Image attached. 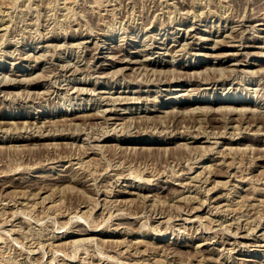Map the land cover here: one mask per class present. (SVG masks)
<instances>
[{"label": "rangeland", "instance_id": "1", "mask_svg": "<svg viewBox=\"0 0 264 264\" xmlns=\"http://www.w3.org/2000/svg\"><path fill=\"white\" fill-rule=\"evenodd\" d=\"M185 5L186 7H184ZM256 8H259L257 12H255ZM235 11H238L237 14ZM250 12L253 14H250ZM263 12L264 0H0V78L4 76L0 79V100H2V102L0 101V181L4 182V184L0 182L2 184L0 185V264H248L247 262L250 264H264V68L261 69V67H264V54H260L264 52ZM193 25L195 28H193ZM239 29H242L244 33L241 30L240 32ZM184 30L188 32L186 33L187 36ZM224 32L229 33L225 34ZM251 32L252 34H249ZM194 33L196 34L194 35ZM152 34L157 35H154V37ZM182 34L185 36L182 37ZM172 35L176 37L173 38ZM242 35H245L244 38ZM251 36L252 39H250ZM216 38L221 39L218 41ZM223 39L228 40L224 41ZM177 40H179L178 46L181 44L182 52L180 51L181 47H177L174 51L175 55L172 53L173 51L169 50V44H172L173 41L177 42ZM144 41H146V44ZM187 41L189 42L187 43ZM230 41H233L232 44ZM246 41L247 44L256 43L258 45L259 43L260 47L254 48L255 50L239 49L238 51L236 45L241 43L246 45ZM54 42H56V45ZM58 43L59 45H57ZM162 43L165 45H161V47L160 44ZM60 44H65L66 47ZM215 44L216 46L213 47ZM28 50L29 53H32L31 55L27 53ZM109 50L111 51L109 52ZM224 50H228L226 52L228 56L222 57L221 60L214 56H210V58L204 55L205 52L221 53ZM229 50L232 51H230L231 54H229ZM243 50L247 52H243ZM256 50L258 52L255 53ZM250 51L251 53H248ZM39 52L45 55H39ZM35 54H38V56ZM143 55L149 58L144 56L143 59ZM33 56L37 57H35L36 61ZM242 58L243 60H241ZM66 59L71 60V63ZM235 59L237 62L240 60L241 64H235L237 63ZM77 61L79 62L77 63ZM64 62L69 63L70 66L69 64L65 65ZM75 63L77 66H74ZM142 64L143 67H140ZM224 64L229 66L226 67ZM62 65L64 68H61ZM120 65H122V69ZM134 65H136L135 71H133ZM146 65L147 67L151 66L152 69H148L145 67ZM205 65H210L212 68L207 66L202 69ZM231 66H238L242 69H233ZM45 67V71L42 70ZM159 67L162 68L163 72ZM172 67L176 71L173 72L174 74L172 73L174 71ZM190 67L196 69L195 73ZM230 67L231 70H229ZM257 67H260V70ZM71 68L74 70L70 71ZM113 68L117 70L114 69L116 70L114 71ZM220 68L228 70L222 71ZM55 69L59 71L57 72ZM198 69H201L203 74ZM106 70H109L108 73ZM110 70L114 73H109ZM152 70L154 71L152 72ZM36 72L40 75H36ZM132 72H135L134 76ZM154 72H156L155 75ZM178 72L180 73L178 74ZM198 72L201 74L199 75ZM225 72L227 73L226 78L224 76ZM228 72L231 73L228 74ZM41 73L44 74L43 77ZM103 73L108 77L103 76ZM193 73L194 75H192ZM221 73L223 74L221 75ZM33 74L36 75L34 76L36 78L33 77ZM27 75L30 77L28 82ZM145 75L147 77L146 81L143 80ZM166 76L168 79L170 78L169 80L171 78L177 79L169 81ZM220 76L225 79L219 78ZM5 77H8L7 81ZM19 77H22V79L20 78L22 82ZM119 77H122V79H119ZM150 77L157 79V84ZM190 77L192 78L191 81ZM194 77L199 78L195 79ZM17 78L18 80H16ZM23 78L25 81H23ZM33 78L35 80H31V82L30 79ZM135 78L137 82L134 81ZM229 79L234 80L230 81ZM88 86L90 92L87 91ZM188 87L193 88V92ZM73 88L76 93L72 91ZM54 89L55 91H53ZM78 89L82 90L79 91ZM38 90L45 94L41 95ZM136 90H142L143 92L137 93ZM17 91H20V93ZM25 91L26 95L28 92L29 94L32 92L31 95L34 96L23 95ZM117 92L119 95H116ZM11 93L14 95H11ZM21 93L23 96H21ZM124 93L134 95V99L133 96L132 98L128 96L127 99ZM98 94H103V98H98ZM142 94H148L147 98ZM188 94L189 97H186ZM88 95L90 98H88ZM115 95L116 97L123 95L125 102L121 97L116 99ZM136 95L142 97L137 99ZM149 95L154 97L148 98ZM9 96L12 98H9ZM110 96H113V98ZM233 96L237 101H243V104L238 106L239 103H236L237 110H235V114L223 115L225 110L222 108L220 110L217 106L229 104L228 102L232 100ZM37 98L39 99L37 100ZM99 99L101 101L103 99V101L101 102ZM155 100L158 102H155ZM215 100H219V102H215ZM209 104L213 106V109L206 113L203 110ZM113 106L115 108L118 106V108L115 109ZM152 106L154 107L152 108ZM183 106L186 112L183 111ZM191 106L197 111V114ZM259 107H262V110ZM172 108L180 109L177 111ZM251 108L255 110V113ZM98 109L102 113L98 112ZM83 110L84 112H82ZM103 110L105 111L103 112ZM167 110H170L169 113ZM257 111H259V114ZM64 114L67 115L66 119ZM131 114L133 116L129 117ZM251 114L254 115L253 117L257 123L251 117ZM238 115L240 116L236 117ZM242 115L244 118L241 117ZM248 115L250 116L248 117ZM220 116L221 119L223 118L222 120H219ZM223 116L227 118L225 119ZM232 117L234 121L231 119ZM201 118H204V120L201 121ZM239 118L242 120L241 122ZM45 119L47 121H44ZM54 119L59 120H55V123ZM157 119L158 121H156ZM185 119L186 121H184ZM17 120L18 122H16ZM12 121L20 128H17ZM236 121L241 124L238 122L237 124ZM262 121L263 123H261ZM70 122L72 123L70 124ZM163 124L168 125H164L165 127L162 128ZM188 124L190 125L188 126ZM126 125L128 126L126 127ZM121 128H124L123 131ZM237 128L239 133H237ZM185 129L186 131H184ZM172 130L176 133H171ZM233 130L234 132H232ZM256 132L257 134H255ZM89 144H93L91 146L96 145L91 148ZM227 146H230L229 149ZM82 174L84 175L82 176ZM71 177L73 180H70ZM7 180L9 183H6ZM20 181L25 182L24 185ZM98 183L102 185L99 186ZM80 195L82 196L80 197ZM91 195H94L95 198ZM81 201H85V203ZM89 208H92V211ZM89 223L96 224L90 225ZM163 249L166 250L163 251Z\"/></svg>", "mask_w": 264, "mask_h": 264}, {"label": "bare ground", "instance_id": "2", "mask_svg": "<svg viewBox=\"0 0 264 264\" xmlns=\"http://www.w3.org/2000/svg\"><path fill=\"white\" fill-rule=\"evenodd\" d=\"M183 4H184V3H183ZM235 6H236V5H235ZM254 6H255V5H254ZM256 6H258V5L256 4ZM179 7H180V6H179ZM179 7H178V8H179ZM184 7H186V5H185ZM230 8H231V7H230ZM238 8H239V7H238ZM244 8H245V7H244ZM254 8H255V7H254ZM261 8H262V7H261ZM261 8H260V9H261ZM180 9H181V8H180ZM185 9H186V8H185ZM231 9H232V8H231ZM231 9H230V10H231ZM233 9H234V6H233ZM236 9H237V8H236ZM258 9H259V8H258ZM258 9L256 8V11H255V12H257ZM262 9H263V8H262ZM181 10H184V9H181ZM245 10H246V9H245ZM245 10H244V11H245ZM254 10H255V9H254ZM254 10H253V12H254ZM261 11H262V10H261ZM235 12H236V11H235ZM237 12H238V11H237ZM237 12H236V14H237ZM246 12H247V11H246ZM259 12H260V11H259ZM152 13H153V12H152ZM178 13H180V12H178ZM207 13H208V12H207ZM207 13H206V14H207ZM210 13H211V11L209 12V14H210ZM230 13H231V11H230ZM241 13H242V12H241ZM263 13H264V12H263ZM263 13H262V14H263ZM150 14H151V13H150ZM182 14H183V13H182ZM227 14H229V13H227ZM234 14H235V13H234ZM248 14H249V13H248ZM250 14H253V13L250 12ZM260 14H261V13H260ZM151 15H152V14H151ZM204 15H205V13H204ZM221 15H222V14H221ZM255 15L259 16L258 14H255ZM255 15H254V16H255ZM184 16H185V15H184ZM206 16H207V15H206ZM211 16H212V15H211ZM231 16H233V15H231ZM231 16H230V18H231ZM246 16H247V15H246ZM262 16H264V15H262ZM141 17H142V16H141ZM148 17H149V16H148ZM185 17H186V16H185ZM203 17H204V16H203ZM208 17H209V16H208ZM228 17H229V16H228ZM234 17L236 18V16H234ZM237 17H238V16H237ZM240 17H241V16H240ZM242 17H243V14H242ZM242 17H241V18H242ZM247 17H248V16H247ZM247 17H246V18H247ZM249 17H250V16H249ZM251 17H252V16H251ZM251 17H250V18H251ZM150 18H151V17H150ZM198 18H199V17H198ZM209 18H210V17H209ZM217 18H218V17H217ZM235 18H234V19H235ZM241 18H240V19H241ZM252 18H253V17H252ZM147 19H149V18H147ZM152 19H153V18H152ZM169 19H170V18H169ZM174 19H175V18H174ZM180 19H182V18H180ZM191 19H192V18H191ZM205 19H206V18H205ZM231 19H232V18H231ZM242 19H243V18H242ZM260 19H261V18H260ZM262 19H263V18H262ZM145 20H146V19H145ZM153 20H154V19H153ZM197 20H198V19H197ZM219 20H220V18H219ZM225 20H226V19H225ZM243 20H244V19H243ZM248 20H249V19H248ZM143 21H144V20H143ZM164 21H165V20H164ZM166 21L169 22L168 20H166ZM170 21H171V19H170ZM189 21H191V20H189ZM205 21H206V20H205ZM222 21H223V20H222ZM230 21H231V20H230ZM261 21H263V20H261ZM261 21H260V22H261ZM146 22H147V21H146ZM153 22H154V21H153ZM181 22H182V21H181ZM198 22H199V21H198ZM200 22H201V21H200ZM203 22H204V21H203ZM234 22H235V21H234ZM239 22H240V21H239ZM258 22H259V21H258ZM149 23H150V21H149ZM164 23H165V22H164ZM178 23H179V22H178ZM178 23H177V24H178ZM205 23H206V22H205ZM225 23H226V21H225ZM235 23H236V22H235ZM242 23H243V22H242ZM247 23H248V22H247ZM247 23H246V24H247ZM150 24H151V23H150ZM166 24H167V23H166ZM170 24H171V23H170ZM184 24H185V23H184ZM192 24H193V23H192ZM195 24H196V23H195ZM200 24H201V23H200ZM251 24H252V23H251ZM253 24H254V23H253ZM255 24H256V23H255ZM140 25H141V24H140ZM145 25H146V24H145ZM141 26H142V25H141ZM159 26H160V24H159ZM162 26H163V25H162ZM176 26H177V25H176ZM178 26H179V25H178ZM180 26H181V25H180ZM187 26H188V25H187ZM191 26H192V25H191ZM196 26H197V25H196ZM209 26H210V25H209ZM209 26H208V27H209ZM217 26H218V25H217ZM230 26H231V25H230ZM233 26H234V25H233ZM233 26H232V27H233ZM238 26H239V24H238ZM247 26H248V25H247ZM145 27H146V26H145ZM166 27H167V26H166ZM166 27H165V28H166ZM181 27H182V26H181ZM184 27H185V26H184ZM184 27H183V28H184ZM214 27H216V26H214ZM232 27H231V28H232ZM235 27L237 28V26H235ZM242 27H243V26H242ZM250 27H251V26H250ZM130 28H131V27H130ZM187 28H188V27H187ZM193 28H195L194 25H193ZM193 28H192V29H193ZM218 28H219V27H218ZM225 28L227 29V27H225ZM248 28H249V27H248ZM255 28L257 29V27H255ZM255 28H254V29H255ZM261 28H262V27H261ZM180 29H181V28H180ZM188 29H189V28H188ZM188 29H186V30H188ZM211 29H212V28H211ZM222 29H223V28H222ZM250 29H251V28H250ZM186 30H184V33H185V34L188 33ZM218 30H219V29H218ZM240 30L242 31V29H239V31H240ZM246 30H247V29H246ZM252 30H253V28H252ZM263 30H264V29H263ZM263 30H262V31H263ZM176 31H177V30H176ZM195 31H196V30H195ZM222 31H223V30H222ZM228 31H230V30L228 29ZM241 31H240V32H241ZM254 31H255V30H254ZM254 31H252V32H254ZM214 32H215V31H214ZM242 32H243V31H242ZM249 32H250V30H249ZM252 32L249 33V34H252ZM255 32H256V31H255ZM259 32H260V31H259ZM76 33H77V32H76ZM170 33H171V32H170ZM173 33H174V32H173ZM176 33H177V32H176ZM218 33H219V32H218ZM224 33H225V34H228L229 32H228V33L224 32ZM230 33L232 34L231 31H230ZM243 33H244V32H243ZM243 33H242V34H243ZM164 34H165V33H164ZM171 34H172V33H171ZM178 34H179V33H178ZM191 34H192V33H191ZM195 34H196V33H194V35H195ZM235 34H236V33H235ZM238 34H239V33H238ZM245 34H246V33H245ZM72 35H73V34H72ZM83 35H84V34H83ZM152 35H153V34H152ZM154 35H157V34H154ZM154 35H153V36H154ZM192 35H193V34H192ZM207 35H209V34H207ZM207 35H206V36H207ZM239 35H240V34H239ZM256 35H257V34H256ZM172 36H173V35H172ZM181 36L183 37V36H185V35L182 34ZM186 36H187V34H186ZM188 36H189V34H188ZM206 36H205V37H206ZM217 36H218V35H217ZM219 36H220V35H219ZM221 36H222V35H221ZM227 36H228V35H227ZM234 36H235V35H234ZM243 36H245V35H242V37H243ZM261 36H262V35H261ZM138 37H139V36H138ZM151 37H152V36H151ZM154 37H155V36H154ZM162 37H164V36H162ZM165 37H166V36H165ZM174 37H176V36H173V38H174ZM191 37H192V36H191ZM191 37H190V38H191ZM239 37H240V36H239ZM239 37H238V38H239ZM248 37H249V36H248ZM66 38H67V37H66ZM123 38H125V37H123ZM130 38H132V37L130 36ZM186 38H187V37H186ZM203 38H204V37H203ZM206 38H207V37H206ZM209 38H210V37H209ZM223 38H224V37H223ZM226 38H227V37H226ZM243 38H244V37H243ZM31 39H32V38H31ZM31 39H30V40H31ZM47 39H48V38H47ZM134 39H135V38H134ZM150 39H151V38H150ZM153 39H154V38H153ZM184 39H185V38H184ZM216 39H218V38H216ZM219 39H221V38H219ZM219 39H218V41H219ZM230 39H232V38H230ZM230 39H229V40H230ZM248 39H249V38H248ZM250 39H252V36H251ZM250 39H249V40H250ZM254 39H255V38H254ZM64 40H65V39H64ZM72 40H73V39H72ZM85 40H86V39H85ZM87 40H88V39H87ZM148 40H149V39H148ZM151 40H152V39H151ZM162 40H163V39H162ZM214 40H215V39H214ZM223 40H224V39H223ZM225 40H226V39H225ZM225 40H224V41H225ZM227 40H228V39H227ZM227 40H226V41H227ZM238 40H239V39H238ZM238 40H237V41H238ZM260 40H261V39H260ZM50 41H51V40H50ZM65 41H66V40H65ZM67 41H68V40H67ZM82 41H84V40H82ZM82 41H80V42H82ZM124 41H125V40H124ZM135 41H136V40H135ZM142 41H143V40H142ZM198 41H199V40H198ZM218 41H217V42H218ZM220 41H221V40H220ZM234 41H235V40H234ZM239 41H240V40H239ZM242 41H243V39H242ZM256 41H257V40H256ZM45 42H46V41H45ZM71 42H72V41H71ZM145 42H146V41H144V43H145ZM188 42H189V41H187V43H188ZM207 42H208V41H207ZM209 42H210V41H209ZM214 42H215V41H214ZM228 42H229V41H228ZM230 42H231V41H230ZM232 42H233V41H232ZM232 42H231V44H232ZM51 43H52V42H51ZM55 43H56V42H54V44H55ZM62 43H63V42H62ZM65 43H66V42H65ZM72 43H74V42H72ZM76 43H77V42H76ZM82 43H83V42H82ZM82 43H81V45H82ZM104 43H105V42H104ZM138 43H139V42H138ZM153 43H154V42H153ZM190 43H191V42H190ZM193 43H194V42H193ZM195 43H196V42H195ZM218 43H220V42H218ZM234 43H235V42H234ZM236 43H237V42H236ZM240 43H241V42H240ZM248 43H249V42H248ZM263 43H264V42H263ZM52 44H53V43H52ZM52 44H50V45H52ZM67 44H68V43H67ZM74 44H75V43H74ZM74 44H72V45L74 46ZM78 44H79V43H78ZM105 44H106V43H105ZM140 44H141V43H140ZM140 44H139V45H140ZM145 44H146V43H145ZM182 44H183V42H182ZM216 44H217V43H216ZM216 44L213 45V47L216 46ZM222 44H223V43H222ZM228 44H229V43H228ZM228 44H227V45H228ZM237 44H238V43H237ZM55 45H56V44H55ZM57 45H59V43H58ZM60 45H65V44H60ZM68 45H69V44H68ZM84 45H85V44H84ZM96 45H97V44H96ZM119 45H120V44H119ZM125 45H126V44H125ZM151 45H152V44H151ZM155 45H156V44H155ZM161 45H165V44L162 43V44H160V46H161ZM166 45H167V44H166ZM178 45H179V40H177V42H174V41H173L172 44H171V43L169 44V50H170V51H173L172 53L175 54L174 51L176 50V48H177V47H178V48L181 47V44H180V46H178ZM183 45H184V44H183ZM186 45H187V44H186ZM42 46H43V45H42ZM52 46H53V45H52ZM69 46H70V45H69ZM73 46H71V47H73ZM133 46H134V45H133ZM146 46H147V45H146ZM149 46H150V44H149ZM149 46H148V47H149ZM158 46H159V45H158ZM210 46H212V45H210ZM236 46H237L236 49H238V51H239V49H246V50H251V49H253V50H255L254 48H259V47H260V46H259V43H258V45H257L256 43H255V44H254V43L247 44V41H246V45H243V44L241 43V44H238V45H236ZM263 46H264V45H263ZM36 47H37V46H36ZM54 47H55V46H54ZM61 47H63V46H61ZM65 47H66V45H65ZM65 47H64V48H65ZM85 47H86V46H85ZM110 47H111V46H110ZM114 47H115V46H114ZM120 47H122V45H120ZM161 47H162V46H161ZM163 47H164V46H163ZM184 47H185V46H184ZM186 47H187V46H186ZM225 47H226V46H225ZM31 48H32V47H31ZM55 48H56V47H55ZM93 48H95V47H93ZM97 48H98V47H97ZM152 48H153V47H152ZM191 48H192V47H191ZM15 49H16V48H15ZM35 49H36V48H35ZM40 49H41V48H40ZM58 49H59V48H58ZM108 49H109V48H108ZM118 49H119V48H118ZM126 49H127V47H126ZM142 49H143V48H142ZM180 49H181L180 51L182 52V47H181ZM17 50H18V49H17ZM36 50H37V49H36ZM53 50H54V48H53ZM53 50H52V51H53ZM115 50H116V49H115ZM115 50H114V51H115ZM120 50H121V49H120ZM137 50H138V49H137ZM143 50H144V49H143ZM157 50H158V49H157ZM157 50H156V51H157ZM161 50H162V49H161ZM161 50H160V51H161ZM164 50H165V49H164ZM166 50H167V49H166ZM184 50H185V49H184ZM184 50H183V51H184ZM211 50H212V49H211ZM246 50H243V52L246 51ZM258 50H259V49H258ZM258 50H256L255 53L258 52ZM263 50H264V49H263ZM21 51H22V49H21ZM21 51H18V52H21ZM30 51H31V50H30ZM54 51H55V50H54ZM96 51H97V50H96ZM110 51H111V50H109V52H110ZM124 51H125V50H124ZM129 51H130V50H129ZM138 51H139V50H138ZM152 51H153V50H152ZM158 51H159V50H158ZM177 51H178V50H177ZM189 51H190V49H189ZM224 51H225V53H224ZM224 51H223V52L221 51V53H216V52H215V53H210V52H209V53H206V52H207V50H206V52H205V53L203 52V53H204L205 57L214 56L215 58H219V59L221 60L222 57H227V56H228V54L226 53L228 50H227V51L224 50ZM230 51H231V50H229V54H231ZM236 51H237V50H236ZM31 52H33V51H31ZM109 52H108V53H109ZM121 52H123V51L121 50ZM126 52H128V51H126ZM133 52H134V51H133ZM142 52H143V51H142ZM153 52H154V51H153ZM184 52H185V51H184ZM195 52H196V51H195ZM195 52H194V53H195ZM199 52H200V51H199ZM218 52H219V51H218ZM231 52H232V51H231ZM234 52H235V51H234ZM246 52H247V51H246ZM25 53H26V52H25ZM27 53H29V50H28ZM94 53H95V52H94ZM119 53H120V51H119ZM138 53H139V52H138ZM165 53H166V51H165ZM167 53H168V52H167ZM169 53H170V52H169ZM172 53H171V54H172ZM176 53H177V52H176ZM186 53H187V51H186ZM197 53H198V51H197ZM201 53H202V52H201ZM248 53H251V51L248 52ZM259 53H260V52H259ZM259 53H257V54L259 55ZM29 54L31 55L32 53H29ZM43 54H44V53L40 54V52H39V55H43ZM53 54H54V52H53ZM53 54H52V55H53ZM92 54H93V53H92ZM92 54H90V55H92ZM116 54H117V52H116ZM122 54H123V53H122ZM131 54H132V53H131ZM142 54H144V53H142ZM148 54H149V53H148ZM161 54H163V53H161ZM233 54H234V53H233ZM236 54H237V53H236ZM243 54H244V53H243ZM245 54L248 55L247 53H245ZM260 54H264V52H263V53H260ZM25 55H27V54H25ZM30 55H29V56H30ZM33 55H34V53H33ZM35 55H36V54H35ZM44 55H45V54H44ZM49 55H50V54H49ZM79 55H80V54H79ZM81 55L83 56V54H81ZM85 55H86V53H85ZM88 55H89V54H88ZM126 55H127V54H126ZM175 55H176V54H175ZM177 55H178V54H177ZM179 55H181V54H179ZM183 55H184V54H183ZM186 55H187V54H186ZM191 55H192V54H191ZM246 55H245V56H246ZM23 56H24V55H23ZM36 56H38V54H37ZM36 56H35V57H36ZM46 56H47V55H46ZM46 56H44V57H46ZM82 56H81V57H82ZM112 56H113V53H112ZM122 56H123V55H122ZM122 56H121V57H122ZM144 56H146V55H143V59H144ZM243 56H244V55H243ZM248 56H249V55H248ZM19 57H20V53H19ZM33 57H34V56H33ZM35 57H34V60L36 61V58H37V57H36V58H35ZM41 57H42V56H41ZM41 57H40V58H41ZM48 57H49V56H48ZM78 57H79V56H78ZM78 57H77V58H78ZM81 57H80V58H81ZM88 57H89V56H88ZM108 57H109V56H108ZM110 57H111V55H110ZM115 57H116V55L114 56V58H115ZM117 57H119V56H117ZM121 57H120V59H121ZM127 57H128V56H127ZM146 57H148V56H146ZM233 57H234V56H233ZM42 58H43V57H42ZM51 58H52V57H51ZM51 58H50V59H51ZM57 58H58V57H57ZM85 58H86V57H85ZM112 58H113V57H112ZM128 58H129V57H128ZM148 58H149V57H148ZM210 58H211V57H210ZM215 58H214V59H215ZM237 58H238V57H237ZM246 58H248V57L246 56ZM43 59H44V58H43ZM54 59H55V58H54ZM73 59H74V58H73ZM125 59H127V58L125 57ZM125 59H124V60H125ZM138 59H140V58H138ZM141 59H142V58H141ZM146 59H147V58H146ZM146 59H145V60H146ZM17 60H18V59H17ZM17 60H16V61H17ZM25 60H26V59H25ZM28 60H29V59H28ZM32 60H33V58H32ZM39 60H40V59H39ZM46 60H47V59H46ZM51 60H52V59H51ZM51 60H50V61H51ZM64 60H65V59H64ZM64 60H63V61H64ZM66 60H67V59H66ZM78 60H80V59L78 58ZM81 60H82V59H81ZM83 60H84V59H83ZM89 60H90V59H89ZM92 60H93V59H92ZM92 60H91V62H92ZM114 60L116 61V59H114ZM122 60H123V59H122ZM127 60H128V59H127ZM127 60H126V61H127ZM131 60L133 61V59H131ZM134 60H135V59H134ZM152 60H153V58H152ZM163 60H164V59H163ZM220 60H218V61L220 62ZM235 60H236V59H235ZM241 60H243V58H242ZM22 61H23V60H22ZM52 61H53V60H52ZM56 61H57V60H56ZM67 61H68V60H67ZM70 61H71V60H70ZM70 61H68V62H70ZM93 61H94V60H93ZM108 61H109V60H108ZM112 61H113V60H112ZM115 61H114V64H115ZM14 62H15V60H14ZM57 62H58V61H57ZM78 62H79V61H77V63H78ZM81 62H82V61H81ZM87 62L89 63L88 60H87ZM102 62H105V61H102ZM109 62H110V61H109ZM117 62H118V61H117ZM128 62H129V61H128ZM141 62H142V61H141ZM141 62H140V63H141ZM143 62H144V61H143ZM177 62H178V61H177ZM200 62H201V61H200ZM233 62H235V61H233ZM233 62H232V63H233ZM236 62H237V60H236ZM12 63H13V62H12ZM52 63H53V62H52ZM55 63H56V62H55ZM59 63H60V62H59ZM64 63H65V62H64ZM70 63H71V62H70ZM73 63H74V62H73ZM82 63H83V62H82ZM110 63H111V62H110ZM130 63H131V62H130ZM138 63H139V62H138ZM149 63H150V62H149ZM160 63H161V62H160ZM172 63H173V62H172ZM229 63H230V61H229ZM229 63H228V64H229ZM259 63H261V62H259ZM67 64H69V63H67ZM67 64L65 63V65H67ZM85 64H86V63H85ZM92 64H93V63H92ZM96 64H97V63H96ZM100 64H101V63H100ZM107 64H108V63H107ZM134 64H135V63H134ZM146 64H147V62H146ZM216 64H217V63H216ZM219 64H220V63H219ZM225 64H226V63H225ZM225 64H224V65H225ZM230 64H231V63H230ZM235 64H241V63H240V60H239L237 63H235ZM55 65H56V64H55ZM63 65H64V64H63ZM63 65H62L61 68H64ZM71 65H72V64H71ZM82 65H83V64H82ZM88 65H90V64H88ZM131 65H133V64H131ZM144 65H145V64H144ZM147 65H148V64H147ZM147 65H146L145 67H147ZM231 65H232V64H231ZM259 65H260V64H259ZM262 65H263V64H262ZM32 66H33V65H32ZM60 66H61V65H60ZM69 66H70V64H69ZM74 66H77L76 63H75ZM79 66H80V65H79ZM84 66H85V65H84ZM86 66H87V65H86ZM113 66H114V65H113ZM125 66H126V65H125ZM125 66H124V67H125ZM148 66H149V65H148ZM207 66H209V68H212V67H210V65H207ZM207 66L205 65L202 69H204V68L207 67ZM218 66H219V65H218ZM222 66H223V64H222ZM225 66H226V65H225ZM227 66H229V65H227ZM227 66H226V67H227ZM47 67H48V66H47ZM57 67H58V66H57ZM95 67H96V66H95ZM97 67H98V64H97ZM120 67H121V69H122V65H120ZM120 67H119V68H120ZM135 67H136V65H134V69L132 68L133 71H135ZM140 67H143V64H142V66H140ZM140 67H139V69H141ZM145 67H144V68H145ZM150 67H151V66H150ZM150 67H147V68L149 69ZM152 67H153V65H152ZM154 67H155V66H154ZM161 67H163V66H161ZM161 67H159V68H161ZM174 67H175V66H174ZM174 67H172V68L174 69V71H172V73H173V72H176ZM214 67H216V66L214 65ZM219 67H220V66H219ZM219 67H218V69H219ZM231 67H232L233 69H234V68H239L238 66H236V67L231 66ZM231 67L229 68V70L232 69ZM38 68H39V67H38ZM54 68H55V67H54ZM58 68H60V67H58ZM67 68H69V67H67ZM73 68H75V67H73ZM80 68H81V67H80ZM85 68H86V67H85ZM91 68H92V67H91ZM100 68H101V67H100ZM100 68H99V69H100ZM111 68H112V67H111ZM126 68H127V66H126ZM129 68H131V67L129 66ZM190 68H192V67H190ZM209 68H208V70H209ZM223 68H224V66H223ZM223 68H220V70L222 69V71H223V70H224ZM246 68H247V67H246ZM257 68H258V67H257ZM263 68H264V67H261V69H263ZM43 69H44V71H45L46 67H45V68H42V70H43ZM47 69H48V68H47ZM49 69H50V66H49ZM56 69H57V68H56ZM56 69H55V70H56ZM86 69H87V68H86ZM93 69H94V68H93ZM93 69H92V70H93ZM114 69H116V68H113V70H114ZM145 69H146V68H145ZM150 69H152V68H150ZM154 69H155V68H154ZM164 69H165V68H164ZM214 69H216V68H214ZM240 69H242V68L240 67L239 70H240ZM244 69H245V67L243 68V70H244ZM247 69H248V68H247ZM254 69H255V68H254ZM258 69L260 70V67H259ZM50 70H51V69H50ZM52 70H53V69H52ZM60 70H61V69H60ZM73 70H74V69L71 68L70 71H73ZM76 70H77V69H76ZM78 70H79V69H78ZM97 70H98V69H97ZM116 70H117V69H116ZM116 70H114V71H116ZM141 70H142V69H141ZM141 70H139V71H141ZM155 70H156V69H155ZM165 70H166V69H165ZM181 70H182V69H181ZM181 70H180V71H181ZM183 70H184V69H183ZM186 70H187V69H186ZM192 70H193L194 73H195V70H196V69L194 70V69L192 68ZM192 70H191V73L193 72ZM198 70H199V69H198ZM198 70H197V71H198ZM205 70H206V69H205ZM205 70H203V71H204V72H206V71L208 72V70H206V71H205ZM220 70H218V71H220ZM225 70L227 71L228 69L225 68ZM225 70H224V71H225ZM235 70H236V69H235ZM248 70H250V69H248ZM248 70H247V71H248ZM26 71H27V70H26ZM31 71H32V70H31ZM44 71H43V72H44ZM56 71H57V70H56ZM58 71H59V70H58ZM58 71H57V72H58ZM80 71H81V73H82V70H81V69H80ZM83 71H84V70H83ZM85 71H86V70H85ZM90 71H91V69H90ZM108 71H109V70H108ZM108 71L106 70L107 73H108ZM114 71L112 72V70H110L109 73H111V72L114 73ZM118 71H119V70H118ZM118 71H117V72H118ZM120 71H121V70H120ZM122 71H123V70H122ZM130 71H131V70H130ZM136 71H137V68H136ZM147 71H148V70H147ZM153 71H154V70H152V72H153ZM161 71H162V68H161ZM161 71H160V72H161ZM177 71H178V70H177ZM199 71H201V69H200ZM232 71H233V70H232ZM236 71H237V70H236ZM241 71H242V70H241ZM252 71H253V70H252ZM255 71H256V69H255ZM16 72H17V71H16ZM27 72H28V71H27ZM43 72H42V73H43ZM61 72H62V71H61ZM67 72L70 73L69 71H67ZM99 72H100V71H99ZM117 72H116V73H117ZM137 72H138V71H137ZM137 72H136V73H137ZM143 72H144V71H143ZM157 72H158V71H157ZM162 72H163V71H162ZM181 72H182V71H181ZM187 72H188V71H187ZM189 72H190V70H189ZM189 72H188V73H189ZM216 72H217V71H216ZM216 72H214V73H216ZM238 72H239V71H238ZM250 72H251V71H250ZM261 72H262V71H261ZM261 72H259V73H261ZM13 73H15V72H13ZM18 73H19V72H18ZM42 73H41V75H42ZM46 73H47V72H46ZM52 73H54V72H52ZM52 73H50V74H52ZM63 73H64V72H63ZM72 73H73V72H72ZM94 73H95V72H94ZM94 73H93V75H94ZM104 73H105V72H104ZM104 73H103V76L106 75V74H104ZM125 73H126V72H125ZM130 73H131V72H130ZM132 73H133V72H132ZM134 73H135V72H134ZM134 73H133V76H134ZM155 73H156V72H154V75H155ZM166 73H167V71H166ZM170 73H171V71H170ZM172 73H171V74H172ZM179 73H180V72H178V74H179ZM184 73H185V70H184ZM184 73H183V74H184ZM194 73H193L192 75H194ZM201 73H202V71H201ZM201 73H200V74H201ZM208 73H209V72H208ZM208 73H207V74H208ZM212 73H213V72H212ZM223 73H224V72H223ZM223 73H221V75H222ZM229 73H231V72H228V74H229ZM241 73H242V72H241ZM253 73H254V71H253ZM253 73H251V74H253ZM256 73H257V72H256ZM259 73H258V75H259ZM263 73H264V72H263ZM35 74H36V75H37V74L40 75V73H38V72H36ZM35 74H33V77L36 76ZM54 74H56V73H54ZM61 74H62V73H61ZM70 74H71V73H70ZM83 74H84V73H83ZM88 74H89V73H88ZM123 74H124V73H123ZM151 74H152V73H151ZM159 74H160V73H159ZM173 74H174V73H173ZM176 74H177V73H176ZM185 74H186V73H185ZM198 74H199V72H198ZM198 74H197V75H198ZM200 74H199V75H200ZM202 74H203V73H202ZM207 74H206V75H207ZM226 74H227V73L225 72V75H224L225 78H226V76H227ZM232 74H233V72H232ZM245 74H246V73H245ZM254 74H255V73H254ZM4 75L6 76V74H4ZM16 75H18V74H16ZM47 75H48V74H47ZM47 75H46V77H47ZM62 75H63V74H62ZM64 75H65V74H64ZM77 75H78V74H77ZM86 75H87V74H86ZM90 75H91V74H90ZM97 75H98V74H97ZM101 75H102V73H101ZM130 75H131V74H130ZM139 75H140V74H139ZM195 75H196V74H195ZM197 75H196V76H197ZM199 75H198V76H199ZM204 75H205V74H204ZM216 75H217V73H216ZM235 75H236V74H235ZM261 75H262V74H261ZM263 75H264V74H263ZM18 76H19V75H18ZM20 76H21V75H20ZM24 76H25V75H24ZM27 76H28V78H26V79H27V82H28V79H29L30 77H29V75H27ZM27 76H26V77H27ZM43 76H44V74L42 75V77H43ZM49 76H50V75H49ZM57 76H58V75H57ZM106 76H107V75H106ZM116 76H117V75H116ZM147 76H148V75H147ZM157 76H158V75H157ZM160 76H161V74H160ZM164 76H165V75H164ZM167 76H168V74H167ZM167 76H166V78H167ZM172 76H174V75H172ZM175 76H176V75H175ZM179 76H180V75H179ZM186 76H187V75H186ZM189 76H190V75H189ZM210 76H211V74H210ZM212 76H213V75H212ZM230 76H232V75H230ZM230 76H229V77H230ZM3 77H4V76H3ZM3 77H1L0 79H2ZM11 77H12V76H11ZM14 77H15V76H14ZM14 77H13V80H14ZM38 77H39V76H38ZM42 77H40V78H42ZM46 77H45V78H46ZM54 77H55V76H54ZM71 77H73V76H71ZM91 77H92V76H91ZM97 77H98V76H97ZM101 77H102V76H101ZM107 77H108V76H107ZM113 77H115V76H113ZM122 77H123V75H122ZM122 77H119V79H120V78L122 79ZM129 77H130V76H129ZM135 77H136V75H135ZM168 77H169V76H168ZM200 77H201V76H200ZM221 77H222V76H220L219 78H221ZM229 77H228V78H229ZM263 77H264V76H263ZM7 78H8V77H5L6 81H7ZM15 78H16V77H15ZM20 78L22 79V77H19V79H20ZM31 78H32V77H31ZM34 78H36V77H34ZM34 78H33V79H30V81H31V80H35ZM40 78H39V79H40ZM49 78H50V77H49ZM66 78H67V77H66ZM69 78H70V76H69ZM88 78H89V77H88ZM98 78H100V77H98ZM116 78H117V77H116ZM116 78H115V79H116ZM131 78H133V77L131 76ZM146 78H147V77H146V75H145V78H144V79L142 78V79L145 80ZM151 78H152V77H150V79H151ZM154 78H155V76H154ZM154 78H152V79H154ZM184 78H185V76H184ZM190 78H191V77H190ZM194 78H195V77H194ZM196 78H199V77H196ZM196 78H195V79H196ZM203 78H204V77H203ZM205 78H206V76H205ZM205 78H204V79H205ZM222 78H223V77H222ZM225 78H223V79H225ZM5 79H4V80H5ZM9 79H10V78H9ZM11 79H12V78H11ZM21 79H20V80H21ZM43 79H44V78H43ZM82 79H84L83 76H82ZM90 79H91V78H90ZM93 79H94V77H93ZM93 79H91V80H93ZM119 79H118V80H119ZM125 79H126V78H125ZM128 79H129V78H128ZM135 79H136V78H135ZM135 79H134V81L137 82V79H136V80H135ZM148 79H149V78H148ZM152 79H151V80H152ZM158 79H159V77H158ZM160 79H161V77H160ZM167 79H168V78H167ZM169 79H170V78H169ZM169 79H168V80H169ZM172 79H175V78H171V80H172ZM176 79H177V78H176ZM176 79H175V80H176ZM187 79H188V78H187ZM13 80H12V81H13ZM16 80H18V78H17ZM16 80H15V81H16ZM88 80H89V79H88ZM97 80H98V79H97ZM107 80H108V79H107ZM107 80H106V81H107ZM110 80H111V79H110ZM112 80H113V79H112ZM129 80H130V79H129ZM129 80H128V81H129ZM131 80H132V79H131ZM171 80H169V81H171ZM191 80H192V78L190 79V81H191ZM205 80H207V79H205ZM208 80H210V79H208ZM215 80H216V79H215ZM218 80H220V79H218ZM229 80H230V79H229ZM233 80H234V79H233ZM233 80H230V81H233ZM2 81H3V80H2ZM10 81H11V80H10ZM23 81H25L24 78H23ZM84 81H85V79H84ZM99 81H100V80H99ZM99 81H98V82H99ZM103 81H104V80H103ZM106 81H105V83H106ZM113 81H114V80H113ZM138 81H140V80L138 79ZM145 81H146V80H145ZM147 81H148V80H147ZM154 81H155V83H156L157 79H156V80L154 79ZM162 81H163V80H162ZM162 81H160V82H162ZM172 81H173V80H172ZM202 81H204V80H202ZM221 81H222V80H221ZM4 82H5V81H4ZM8 82H9V81H8ZM21 82H22V80H21ZM31 82H32V81H31ZM73 82H75V81H73ZM73 82H72V83H73ZM82 82H83V81H82ZM91 82H93V81H91ZM94 82H95V81H94ZM98 82H97V85H98ZM109 82H110V81H109ZM114 82H115V81H114ZM116 82H117V81H116ZM149 82H150V81H149ZM152 82H153V81H152ZM164 82H166V81H164ZM167 82H168V81H167ZM184 82H186V81L184 80ZM196 82H197V81H196ZM204 82H205V81H204ZM209 82H210V81H209ZM213 82H214V81H213ZM16 83H17V82H16ZM16 83H15V84H16ZM33 83H34V82H33ZM53 83H54V82H53ZM66 83L68 84L67 81H66ZM100 83H101V82H100ZM103 83H104V82H103ZM112 83H113V82H112ZM118 83H119V82H118ZM121 83H123V82H121ZM139 83H140V82H139ZM141 83H142V82H141ZM141 83H140V84H141ZM143 83H145V82L143 81ZM146 83H147V82H146ZM150 83H151V82H150ZM200 83H201V82H200ZM210 83H211V82H210ZM210 83H209V84H210ZM215 83H216V82H215ZM222 83H224V82L222 81ZM222 83H221V86H222ZM261 83H262V82H261ZM0 84H1V81H0ZM7 84H8V83H7ZM20 84H21V83H20ZM27 84H28V83H27ZM54 84H55V83H54ZM126 84H127V83H126ZM126 84H125V85H126ZM153 84H154V83H153ZM156 84H157V83H156ZM158 84H160V83H158ZM163 84H164V83H163ZM179 84H180V83H179ZM13 85H14V84H13ZM25 85H26V83H25ZM31 85H32V84H31ZM38 85H39V84H38ZM50 85H51V84H50ZM50 85H49V86H50ZM55 85H56V84H55ZM69 85H70V84H69ZM83 85H84V84H83ZM109 85H111V84L109 83ZM135 85H136V84H135ZM145 85H146V84H145ZM191 85H192V84H191ZM191 85H190V86H191ZM196 85H197V84H196ZM59 86H60V85H59ZM59 86H58V87H59ZM66 86H67V85H66ZM74 86H75V85H74ZM81 86H82V85H81ZM92 86H93V85H92ZM95 86H96V85H95ZM95 86H94V87H95ZM107 86H108V85H107ZM159 86H160V85H159ZM174 86H175V85H174ZM190 86H189V87H190ZM204 86H208V85H204ZM262 86H263V84H262ZM29 87H30V86H29ZM34 87H35V86H34ZM38 87H39V86H38ZM44 87H46V86H44ZM58 87H56V88H58ZM71 87H73V86H71ZM76 87H77V85H76ZM84 87H85V86H84ZM84 87H83V88H84ZM104 87H105V86H104ZM120 87H121V86H120ZM126 87H127V86H126ZM139 87H140V85H139ZM168 87H169V86H168ZM168 87H167V88H168ZM182 87H183V86H182ZM189 87H188V89L191 88V87H190V88H189ZM193 87H194V86H193ZM200 87H201V86H200ZM209 87H210V85H209ZM211 87H212V86H211ZM263 87H264V86H263ZM5 88H6V87H5ZM26 88H27V86H26ZM46 88H47V87H46ZM81 88H82V87H81ZM88 88H89V86L87 87V91L89 90ZM95 88H96V87H95ZM127 88H128V87H127ZM140 88H141V87H140ZM151 88H152V87H151ZM165 88H166V87H165ZM170 88H171V87H170ZM172 88H173V87H172ZM185 88H186V87H185ZM196 88H197V87H196ZM203 88H204V87H203ZM213 88H214V86H213ZM31 89H32V88H31ZM91 89H92V88H91ZM96 89H98V88H96ZM109 89H110V88H109ZM119 89H120V88H119ZM119 89H118V90H119ZM121 89H122V88H121ZM123 89H124V88H123ZM128 89H129V88H128ZM133 89H134V87H133ZM133 89H132V91H133ZM135 89H137V88H135ZM145 89H146V88H145ZM145 89H144V90H145ZM153 89H154V88H153ZM174 89H176V88H174ZM188 89H186V90H188ZM192 89H193V88H192ZM192 89H190V90L193 92ZM199 89H200V88H199ZM235 89H236V87H235ZM0 90H1V89H0ZM68 90H69V89H68ZM76 90H77V89H76ZM78 90H79V89H78ZM80 90H82V89H80ZM80 90H79V91H80ZM93 90H94V89H93ZM110 90H111V89H110ZM110 90H109V91H110ZM118 90H117V91H118ZM147 90H148V89H147ZM154 90H155V89H154ZM160 90H162V89H160ZM167 90H168V89H167ZM197 90H198V89H197ZM201 90H202V89H201ZM211 90H212V88H211ZM3 91H4V90H3ZM3 91H2V92H3ZM27 91H28V90H27ZM34 91H35V90H34ZM36 91H37V90H36ZM39 91H41V90H38V92H39ZM45 91H46V90L44 89V92H45ZM53 91H55V89H54ZM72 91H74V88L72 89ZM119 91H120V90H119ZM121 91H122V90H121ZM121 91H120V92H121ZM125 91H127V90H125ZM6 92H7V90L5 91V93H6ZM11 92H12V91H11ZM13 92H15V91H13ZM17 92L20 93V91H17ZM50 92H51V90H50ZM50 92H49V94H50ZM68 92H69V91H68ZM74 92H75V91H74ZM82 92H83V91H82ZM82 92H81V93H82ZM89 92H90V90H89ZM93 92H94V91H93ZM93 92H92V93H93ZM122 92H123V91H122ZM136 92H137V93H142L143 91H142V90H141V91H137V90H136ZM146 92H147V91H146ZM154 92H155V91H154ZM168 92H169V91H168ZM170 92H171V91H170ZM189 92H190V91H189ZM9 93H10V92H9ZM31 93H32V92H31ZM31 93L29 94V92H28L27 95H31ZM35 93H36V92H35ZM39 93H41V92H39ZM51 93H52V92H51ZM75 93H76V92H75ZM95 93H96V92H95ZM100 93H101V92H100ZM103 93H104V92H103ZM110 93H111V92H110ZM157 93H158V92H157ZM157 93H156V94H157ZM186 93H188V92H186ZM42 94H45V93H41V95H42ZM77 94H78V93H77ZM77 94H76V95H77ZM104 94H105V93H104ZM117 94H118V92L116 93V95H117ZM122 94H123V93H122ZM124 94H125V93H124ZM153 94H154V93H153ZM166 94H167V93H166ZM227 94H228V93H227ZM263 94H264V93H263ZM2 95H3V94H2ZM11 95H14V94L11 93ZM23 95H26V91H25V94H23ZM23 95H22V93H21V96H23ZM27 95H26V96H27ZM32 95H33V94H32ZM32 95H31V97H32ZM102 95H103V94H102ZM102 95L98 94V98H99V97H102ZM105 95H106V94H105ZM112 95H114V94H112ZM116 95H115V98L117 99L119 96L116 97ZM118 95H119V94H118ZM125 95H126V94H125ZM138 95H139V94H138ZM138 95H136V96L138 97ZM140 95H141V94H140ZM144 95H145V94H144ZM144 95L142 94V96H144ZM147 95H148V94L145 95L146 98H147ZM154 95H155V94H154ZM196 95H198V94H196ZM261 95H262V94H261ZM15 96H17V95H15ZM19 96H20V95H19ZM19 96H18V97H19ZM33 96H34V95H33ZM35 96H37V95L35 94ZM128 96H129L130 98H132V96H133V99H134V95H132V94H131V95H130V94L128 95V94H127V95H126L127 99H128ZM136 96H135V97H136ZM142 96H141V97H142ZM151 96H152V95H151ZM151 96L149 95L148 98L151 97ZM181 96H182V95H181ZM230 96H231V95H230ZM230 96H229V97H230ZM5 97H6V96H5ZM18 97H17V99H18ZM28 97H30V96H28ZM40 97H41V96H40ZM40 97H39V98H40ZM85 97H86V96H85ZM94 97H95V96H94ZM104 97H105V96H104ZM108 97H109V95H108ZM110 97L113 98V96H110ZM120 97H121V99L123 98L122 100H124L123 95H120ZM120 97H119V98H120ZM126 97H125V98H126ZM141 97H138L137 99H139V98H141ZM152 97H154V96H152ZM186 97H189V94H188V96H186ZM199 97H200V96H199ZM259 97H261V96H259ZM262 97H263V96H262ZM6 98H7V97H6ZM9 98H12V97L9 96ZM21 98H22V97H21ZM23 98H24V97H23ZM39 98H37V100H38ZM41 98H42V97H41ZM79 98H80V97H79ZM88 98H90L89 95H88ZM102 98H103V97H102ZM144 98H145V97H144ZM256 98H257V97H256ZM24 99H26V98H24ZM28 99H29V98H28ZM31 99H32V98H31ZM33 99H34V98H33ZM106 99H107V98H106ZM106 99H105V101H106ZM110 99H111V98H110ZM135 99H136V98H135ZM137 99H136V100H137ZM154 99H155V98H154ZM211 99H212V98H211ZM260 99H261V98H260ZM263 99H264V97H263ZM263 99H262V100H263ZM4 100H5V99H4ZM15 100H16V99H15ZM22 100H23V99H22ZM26 100H27V99H26ZM87 100H88V99H87ZM87 100H86V101H87ZM92 100H93V99H92ZM99 100H100V99H99ZM108 100H109V99H108ZM122 100H120V101H122ZM130 100H131V99H130ZM150 100H151V99H150ZM156 100H157V99H156ZM156 100H155V102H158V101H156ZM208 100H209V99H208ZM0 101L2 102V100H0ZM11 101H12V100H11ZM32 101H34V100H32ZM95 101H96V100H95ZM97 101H98V99H97ZM100 101H101V100H100ZM102 101H103V99H102ZM102 101H101V102H102ZM111 101H112V99H111ZM114 101H115V100H114ZM114 101H113V102H114ZM116 101H117V100H116ZM132 101H133V100H132ZM137 101H138V100H137ZM139 101H140V100H139ZM255 101H256V100H255ZM4 102H5V101H4ZM8 102H9V101H8ZM113 102H112V103H113ZM118 102H119V100H118ZM124 102H125V100H124ZM145 102H146V100H145ZM147 102H148V101H147ZM149 102H150V101H149ZM151 102H152V101H151ZM215 102H219V100H215ZM227 102H228V101H227ZM13 103H14V101H13ZM85 103H86V102H85ZM103 103H104V102H103ZM105 103H107V102H105ZM108 103H109V101H108ZM110 103H111V102H110ZM120 103H121V102H120ZM120 103H119V104H120ZM228 103H229V104L226 103L227 105H225V106H223V105H224V104H223L222 106H217V107H218L220 110H221V108H222L223 110H225L224 113H223V115H224V114H227V115L230 116L231 114H235V113H236V112H235V110H237V109H236L237 106H235L236 103H239L238 106H240V104H243V101H240V100L237 101V100L235 99V97L233 96L232 100H230ZM1 104H2V103H1ZM33 104H34V103H33ZM90 104H91V103H90ZM95 104H97V103H95ZM95 104H94V105H95ZM117 104H118V103H117ZM132 104H133V103H132ZM145 104H146V103H145ZM151 104H152V103H151ZM157 104H158V103H157ZM181 104H182V103H181ZM13 105H14V104H13ZM39 105H40V104H39ZM100 105H101V103H100ZM111 105H112V104H111ZM114 105H115V104H114ZM141 105H142V104H141ZM153 105H154V103H153ZM160 105H161V104H160ZM187 105H188V104H187ZM206 105H207V104H206ZM211 105H212V103H211ZM211 105L209 104V105L207 106L206 109H204V107L202 106L203 109H204L203 111H205L206 113H207L208 111H211V110L213 109V108H212L213 106H211ZM245 105H246V104H245ZM255 105H258V104H255ZM18 106H20V105H18ZM96 106H98V105H96ZM109 106H110V105H109ZM122 106H123V105H122ZM130 106H131V105H130ZM149 106H150V105H149ZM167 106H168V105H167ZM209 106H210V107H209ZM241 106H242V105H241ZM247 106H248V105H247ZM8 107H9V106H8ZM10 107H11V106H10ZM99 107H100V106H99ZM99 107H98V108H99ZM107 107H108V106H107ZM113 107H114V106H113ZM120 107H121V106H120ZM145 107H146V106H145ZM147 107H148V106H147ZM147 107H146V108H147ZM153 107H154V106H152V108H153ZM191 107H192V106H191ZM193 107H194V105H193ZM193 107H192V108H193ZM196 107H197V106H196ZM196 107H195V108H196ZM205 107H206V106H205ZM249 107H250V106H249ZM12 108H13V107H12ZM80 108H81V107H80ZM84 108H85V107H84ZM114 108H115V107H114ZM117 108H118V106H117ZM117 108H115V109H117ZM138 108H139V107H138ZM180 108H181V107H180ZM180 108H179V109H180ZM183 108H184V106H183ZM197 108H198V107H197ZM197 108H196V109H197ZM199 108H200V106H199ZM242 108H243V107H242ZM256 108H257V107H256ZM261 108H262V107H261ZM261 108L259 107V109H261ZM96 109H97V108H96ZM96 109H94V110H96ZM99 109H101V108H99ZM99 109H98V110H99ZM102 109H103V108H102ZM104 109H107V108L104 107ZM126 109H127V108H126ZM129 109H130V108H129ZM159 109H160V108H159ZM161 109H162V108H161ZM172 109L175 110L176 108H175V109L172 108ZM179 109H178V110H179ZM181 109H182V108H181ZM186 109H187V108H186ZM190 109H191V108H190ZM193 109H194V108H193ZM200 109H202V108H200ZM215 109H216V108H215ZM248 109H249V108H248ZM251 109H253V108H251ZM254 109H255V107H254ZM254 109H253V110H254ZM80 110H81V109H80ZM98 110H97V111H98ZM107 110H108V109H107ZM107 110H106V111H107ZM144 110H145V109H144ZM146 110H147V109H146ZM148 110H149V109H148ZM151 110H152V109H151ZM153 110H154V109H153ZM163 110H164V109H163ZM173 110H172V111H173ZM176 110H177V109H176ZM178 110H177V111H178ZM184 110H185V108L183 109V111H184ZM217 110H218V109H217ZM239 110H240V109H239ZM246 110H247V108H246ZM246 110H245V112H246ZM261 110H262V109H261ZM261 110H260V111H261ZM66 111H67V110H66ZM89 111H90V110H89ZM101 111H102V110H101ZM104 111H105V110H103V112H104ZM137 111H138V110H137ZM167 111H168V113H169L170 110H167ZM188 111H189V110H188ZM194 111H195V109H194ZM194 111H193V113H194ZM199 111H200V110H199ZM215 111H216V110H215ZM218 111H219V110H218ZM218 111H217V112H218ZM247 111H248V110H247ZM250 111H251V110H250ZM0 112H1V111H0ZM10 112H11V111H10ZM58 112H59V111H58ZM71 112H72V111H71ZM76 112H77V111H76ZM82 112H84V110H83ZM82 112H81V113H82ZM91 112H92V110H91ZM98 112H100V110H99ZM113 112H114V111H113ZM115 112H116V111H115ZM117 112H118V111H117ZM123 112H124V111H123ZM141 112H143V111H141ZM165 112H166V111H165ZM180 112H181V110H180ZM185 112H186V110H185ZM196 112H197V111H195V114H197ZM222 112H223V111H222ZM257 112H258V114H259V111H257ZM65 113H66V112H65ZM85 113H86V112H85ZM100 113H102V112H100ZM132 113H133V112H132ZM157 113H158V112H157ZM171 113H172V112H171ZM191 113H192V110H191ZM212 113H213V112H212ZM212 113H211V114H212ZM237 113H238V112H237ZM242 113H243V112H242ZM242 113H239V114H242ZM251 113H252V112H251ZM253 113H255V110L253 111ZM6 114H7V113H6ZM69 114H70V113H69ZM69 114H68V115H69ZM78 114L80 115V113H78ZM78 114H77V116H78ZM82 114H84V113H82ZM89 114H90V113H89ZM89 114H88V115H89ZM104 114H105V113H104ZM133 114H134V113H133ZM144 114H145V113H144ZM174 114H175V113H174ZM180 114H181V113H180ZM187 114H188V113H187ZM195 114H194V115H195ZM209 114H210V113H209ZM209 114H208V115H209ZM220 114H221V113H220ZM244 114H245V113H244ZM260 114L263 115L262 113H260ZM17 115H18V114H17ZM64 115H65V114H64ZM72 115H73V114H72ZM75 115H76V114H75ZM85 115H87V114H85ZM88 115H87V116H88ZM94 115H95V114H94ZM97 115H98V113H97ZM115 115H117V114H115ZM135 115H136V114H135ZM147 115H148V114H147ZM171 115H173V114H171ZM176 115H177V114H176ZM176 115H175V116H176ZM183 115H184V114H183ZM185 115H186V114H185ZM189 115H190V114H189ZM213 115H214V113H213ZM227 115H226V116H227ZM261 115H260V116H261ZM11 116H12V115H11ZM31 116H32V115H31ZM66 116H67V115H65V119L67 118ZM82 116H83V115H82ZM91 116H92V115H91ZM112 116H113V113H112ZM131 116H133V115H132V114L129 115V117H131ZM163 116H164V115H163ZM173 116H174V115H173ZM179 116H180V115H179ZM192 116H193V114H192ZM197 116H198V115H197ZM209 116H211V115H209ZM226 116H225V117L223 116V117L226 119V118L228 117V116H227V117H226ZM239 116H240V115H238V116H236V117H239ZM245 116H246V115H245ZM249 116H250V115H248V117H249ZM253 116H254V115H253ZM253 116H252V114H251V117H253ZM71 117H72V116H71ZM73 117H74V115H73ZM107 117H108V115H107ZM110 117H111V115H110ZM114 117H115V116H114ZM140 117H141V116H140ZM144 117H145V116H144ZM160 117H161V116H160ZM188 117H189V116H188ZM195 117H196V116H195ZM195 117H194V118H195ZM198 117H199V116H198ZM206 117H207V116H206ZM241 117H243V115H242ZM246 117H247V116H246ZM62 118H63V117H62ZM69 118H70V117H69ZM74 118H75V117H74ZM78 118H81V117H78ZM89 118H90V117H89ZM96 118H97V117H96ZM103 118H104V117H103ZM105 118H106V117H105ZM119 118H120V117H119ZM125 118H126V117H125ZM127 118H128V116H127ZM127 118H126V119H127ZM133 118H134V117H133ZM137 118H139V117H137ZM178 118H179V117H178ZM185 118H186V117H185ZM190 118H191V117H190ZM212 118H213V117H212ZM214 118H216V117H214ZM217 118H218V116H217ZM243 118H244V117H243ZM243 118H242V119H243ZM27 119H28V118H27ZM49 119H50V118H49ZM60 119H61V118H60ZM110 119H111V118H110ZM116 119H117V118H116ZM166 119H167V118H166ZM169 119H170V118H169ZM169 119H168V120H169ZM176 119H177V118H176ZM201 119H202L201 121L204 120V118H201ZM205 119H206V118H205ZM222 119H223V118H222ZM222 119H221V116H220V119H219V120H222ZM231 119L233 120V117H232ZM231 119H230V120H231ZM234 119H235V118H234ZM239 119H240V118H239ZM249 119H250V118H249ZM253 119H254V117H253ZM253 119H252V120H253ZM261 119H262V118H261ZM261 119H260V120H261ZM263 119H264V117H263ZM263 119H262V120H263ZM38 120H39V119H38ZM55 120H59V119H54V121H55ZM61 120H62V119H61ZM77 120H78V119H77ZM89 120H90V119H89ZM105 120H107V119H105ZM134 120H135V119H134ZM140 120H141V118H140ZM142 120H143V119H142ZM154 120H155V119H154ZM159 120H160V118H159ZM164 120H165V119H164ZM177 120H178V119H177ZM180 120H182V119H180ZM187 120H188V119H187ZM194 120H195V119H194ZM209 120H210V119H209ZM211 120H212V119H211ZM214 120H215V119H214ZM214 120H213V122H215ZM227 120H229V119H227ZM227 120H225V121H227ZM237 120H238V119H237ZM3 121H4V120H3ZM5 121H6V120H5ZM8 121H9V120H8ZM14 121H15V120H14ZM20 121H21V120H20ZM20 121H19V122H20ZM24 121H25V119H24ZM27 121H28V120H27ZM27 121H26V122H27ZM30 121H31V120H30ZM33 121L35 122V120H33ZM44 121H47V120L45 119ZM51 121H53V120H51ZM54 121H53V122H54ZM82 121H83V120H82ZM113 121H114V120H113ZM124 121H125V119H124ZM156 121H158V119H157ZM156 121H154V122H156ZM166 121H167V120H166ZM174 121H175V119H174ZM182 121H183V120H182ZM184 121H186V119H185ZM190 121H191V119H190ZM199 121H200V119H199ZM217 121H218V120H217ZM217 121H216V122H217ZM233 121H234V120H233ZM238 121H239V120H238ZM238 121H236V123H237ZM241 121H242V120L240 119V122H241ZM254 121H255V119H254ZM6 122H7V121H6ZM9 122H10V121H9ZM12 122H13V121H12ZM16 122H18V120H17ZM38 122H39V121H38ZM48 122H49V121H48ZM66 122H67V121H66ZM121 122H122V121H121ZM121 122H120V123H121ZM127 122H128V121H127ZM134 122H135V121H134ZM161 122H162V121H161ZM161 122H160V123H161ZM163 122H165V121H163ZM169 122H171V121H169ZM169 122H168V124H169ZM180 122H181V121H180ZM188 122H189V120H188ZM197 122H198V121H197ZM211 122H212V121H211ZM231 122H232V121H231ZM240 122H238V123H240ZM248 122H249V120H248ZM255 122H256V121H255ZM258 122H259V121H258ZM3 123H4V122H3ZM10 123H11V122H10ZM13 123H14V122H13ZM21 123H22V121H21ZM27 123H28V122H27ZM43 123H44V122H43ZM46 123H47V122H46ZM55 123H56V121H55ZM71 123H72V122H70V124H71ZM76 123H77V122H76ZM116 123H117V122H116ZM158 123H159V122H158ZM160 123H159V124H160ZM166 123H167V122H166ZM172 123H173V122H172ZM177 123H179V122H177ZM190 123H191V122H190ZM194 123H196V122H194ZM194 123H193V125H194ZM199 123H200V122H199ZM204 123H205V122H204ZM238 123H237V124H238ZM243 123H244V122H243ZM243 123H242V125H243ZM252 123H253V122H252ZM256 123H257V122H256ZM261 123H263V121H262ZM7 124H8V123H7ZM7 124H6V125H7ZM29 124H30V123H29ZM40 124H41V123H40ZM44 124H45V123H44ZM51 124H52V122H51ZM122 124H123V123H122ZM154 124H155V123H154ZM168 124H163V125H162V128L165 127L164 125H168ZM175 124H176V123H175ZM179 124H180V123H179ZM207 124H208V123H207ZM224 124H225V123H224ZM226 124H227V122H226ZM228 124H229V123H228ZM231 124H232V123H231ZM240 124H241V123H240ZM246 124H247V122H246ZM246 124H245V125H246ZM259 124H260V122H259ZM263 124H264V123H263ZM263 124H262V125H263ZM14 125H15V123H14ZM20 125H21V124H20ZM41 125H42V124H41ZM41 125H40V126H41ZM53 125H54V124H53ZM57 125H58V124H57ZM117 125H118V124H117ZM128 125H129V123H128ZM128 125H126V127H127ZM170 125H171V123H170ZM180 125H181V124H180ZM189 125H190V124H188V126H189ZM210 125H211V124H210ZM217 125H218V124H217ZM233 125H234V124H233ZM235 125H236V124H235ZM235 125H234V126H235ZM251 125H252V124H251ZM251 125H250V126H251ZM10 126H11V125H10ZM15 126H16V125H15ZM24 126H25V125H24ZM32 126H33V125H32ZM195 126H196V125H195ZM202 126H203V125H201V127H202ZM214 126H215V125H214ZM236 126H237V125H236ZM247 126H248V124H247ZM260 126H261V125H260ZM3 127H4V126H3ZM7 127H9V126L7 125ZM16 127H17V126H16ZM27 127H28V126H27ZM44 127H45V126H44ZM53 127H54V126H53ZM71 127H72V126H71ZM182 127H183V126H182ZM185 127H186V126H185ZM192 127H193V126H192ZM210 127H211V126H210ZM212 127H213V126H212ZM219 127H220V126H219ZM223 127H224V126H223ZM223 127H222V128H223ZM228 127H229V126H228ZM237 127H238V126H237ZM239 127H240V126H239ZM245 127H246V126H245ZM258 127H259V125H258ZM11 128H12V127H11ZM17 128H20V126H18ZM22 128H23V126H22ZM24 128L26 129V127H24ZM29 128H30V127H29ZM31 128H32V127H31ZM31 128H30V129H31ZM34 128H35V127H34ZM50 128H51V127H50ZM134 128H135V127H134ZM167 128H168V127H167ZM171 128H172V127H171ZM176 128H177V127H176ZM203 128H204V126H203ZM216 128H217V126H216ZM247 128H249V127H247ZM5 129H6V127H5ZM121 129H122V131H123L124 128H121ZM159 129H160V127H159ZM204 129H205V128H204ZM240 129H241V128H240ZM249 129H250V128H249ZM256 129H257V128H256ZM18 130H19V129H18ZM128 130H129V129H128ZM128 130H127V131H128ZM145 130H146V129H145ZM145 130H144V131H145ZM173 130H175V129H173ZM173 130L171 131V133H172V132H175V131H173ZM217 130H218V129H217ZM237 130H238V128H237ZM237 130H236V132H237ZM244 130H245V129H244ZM38 131H39V127H38ZM38 131H37V132H38ZM124 131H125V130H124ZM147 131H149V130H147ZM184 131H186V129H185ZM191 131H192V130H191ZM193 131H195V130H193ZM203 131H204V130H203ZM240 131H242V130H240ZM256 131H257V130H256ZM261 131H262V130H261ZM42 132H43V131H42ZM42 132H41V133H42ZM104 132H105V131H104ZM104 132H103V133H104ZM132 132H133V131H132ZM139 132H140V131H139ZM150 132H151V131H150ZM160 132H161V131H160ZM165 132H166V131H165ZM195 132H196V131H195ZM232 132H234V130H233ZM254 132H255V131H254ZM254 132H253V133H254ZM257 132H258V131H257ZM257 132H256L255 134H257ZM127 133H128V132H127ZM153 133H154V132H153ZM169 133H170V131H169ZM171 133H170V135H171ZM175 133H176V132H175ZM175 133H174V134H175ZM189 133H190V132H189ZM216 133H217V132H216ZM237 133H239V130H238ZM259 133H260V132H259ZM263 133H264V132H263ZM43 134H44V133H43ZM129 134H131V133H129ZM136 134H137V133H136ZM141 134H142V132H141ZM144 134H145V133H144ZM174 134H172V135H174ZM177 134H178V133H177ZM181 134H182V133H181ZM184 134H185V132H184ZM190 134H191V133H190ZM195 134H196V133H195ZM195 134H194V135H195ZM197 134H198V133H197ZM234 134H236V133H234ZM38 135H39V134H38ZM51 135H52V134H51ZM101 135L104 136L103 134H101ZM127 135H128V134H127ZM188 135H189V134H188ZM47 136H48V134H47ZM114 136H115V135H114ZM114 136H113V137H114ZM116 136H117V135H116ZM175 136H176V135H175ZM184 136H186V135H184ZM27 137H28V136H27ZM37 137H38V136H37ZM40 137H41V136H40ZM99 137H100V136H99ZM118 137H119V136H118ZM177 137H178V136H177ZM177 137H176V138H177ZM194 137H195V136H194ZM250 137H251V136H250ZM34 138H35V137H34ZM125 138H126V137H125ZM142 138H143V137H142ZM228 138H229V137H228ZM112 139H113V138H112ZM251 139H253V138L251 137ZM251 139H250V140H251ZM257 139H258V138H257ZM97 140H98V139H97ZM100 140H101V139H100ZM153 140H154V139H153ZM166 140H167V139H166ZM228 140H229V139H228ZM232 140H233V139H232ZM248 140H249V139H248ZM175 141H176V140H175ZM229 142H230V141H229ZM238 142H239V141H238ZM263 142H264V140H263ZM263 142H261V143H263ZM104 143H105V141H104ZM231 143H232V142H231ZM239 143H240V142H239ZM249 143H250V142H249ZM249 143H248V145H249ZM118 144H119V143H118ZM241 144H242V143H241ZM257 144H258V143H257ZM89 145H90V144H89ZM91 145H93V144H91ZM91 145H90V146H91ZM95 145H96V144H95ZM95 145H94V146H95ZM104 145H105V144H104ZM106 145H107V144H106ZM110 145H111V144H110ZM114 145H115V144H114ZM231 145H232V144H231ZM94 146H91V148L94 147ZM100 146H101V145H100ZM102 146H103V145H102ZM119 146H121V145H119ZM200 146H201V145H200ZM206 146H207V145H206ZM211 146H212V145H211ZM236 146H237V145H236ZM88 147H89V146H88ZM227 147H228V146H227ZM229 147H230V146H229ZM229 147H228V149H229ZM232 147H234V146H232ZM246 147H247V146H246ZM47 148H48V147H47ZM85 148H86V147H85ZM95 148H96V147H95ZM125 148H126V147H125ZM163 148H164V147H163ZM211 148H214V147H211ZM224 148H226V147H224ZM224 148H223V149H224ZM238 148H239V146H238ZM244 148H245V147H244ZM248 148H249V147H248ZM248 148H247V149H248ZM253 148H254V146H253ZM260 148H262V147L260 146ZM263 148H264V146H263ZM100 149H101V148H100ZM145 149H146V148H145ZM207 149H209V148H207ZM207 149H205V150H207ZM231 149H233V148H231ZM255 149H256V148H255ZM255 149H253V151H255ZM257 149H258V148H257ZM82 150H83V149H82ZM210 150H212V149H210ZM217 150H218V149H217ZM215 151H216V150H215ZM228 151H231V150H228ZM247 151H248V150H247ZM253 151H252V152H253ZM262 151H263V150H262ZM86 152H87V151H86ZM218 152H221V151H218ZM260 152H261V151H260ZM87 153H88V152H87ZM216 153H217V152H216ZM221 153H222V152H221ZM257 153H258V152H257ZM257 153H256V154H257ZM48 154H49V153H48ZM54 154H55V153H54ZM82 154H83V153H82ZM52 155H53V154H52ZM83 155H85V154H83ZM88 155H89V154H88ZM223 155H225V154H223ZM261 155H263V154H261ZM261 155H260V156H261ZM55 156H56V155H55ZM58 156H59V155H58ZM86 156H87V155H86ZM256 156H257V155H256ZM256 156H255V157H256ZM258 156H259V155H258ZM50 157H52V156H50ZM53 157H54V156H53ZM59 157H60V156H59ZM220 157H221V156H220ZM46 158H47V157H46ZM43 159H44V158H43ZM58 159H59V158H58ZM60 159H61V158H60ZM60 159H59V160H60ZM210 159H211V158H210ZM221 159H222V158H221ZM48 160H49V159H48ZM52 160H53V159H52ZM38 161H39V160H38ZM221 161H222V160H221ZM39 162H40V161H39ZM47 162H49V161H47ZM52 162H54V161H52ZM214 162H215V160H214ZM215 163H216V162H215ZM41 164H42V163H41ZM221 164H222V163H221ZM42 165H44V164H42ZM218 165H219V163H218ZM222 165H223V164H222ZM213 166H214V165H213ZM204 167H206V166H204ZM214 167H215V166H214ZM50 168H52V167H50ZM54 168H55V167H54ZM105 168H106V167H105ZM208 168H209V166H208ZM68 169H69V168H68ZM186 169H187V168H186ZM204 169H205V168H204ZM209 169H210V168H209ZM218 169H219V168H218ZM187 170H188V169H187ZM213 170H215V169H213ZM74 171H76V170H74ZM207 171H208V170H207ZM221 171H223V170H221ZM226 171H227V170H226ZM216 172H217V171H216ZM224 172H225V171H224ZM79 173H80V172H79ZM211 173H212V172H211ZM225 173H226V172H225ZM227 173H228V172H227ZM80 174H81V173H80ZM157 174H158V173H157ZM183 174H184V173H183ZM199 174H200V173H199ZM215 174H216V173H215ZM215 174H214V175H215ZM219 174H220V173H219ZM222 174H223V173H222ZM222 174H221V175H222ZM228 174H229V173H228ZM59 175H60V174H59ZM77 175H79V174H77ZM83 175H84V174H82V176H83ZM212 175H213V174H212ZM63 176H64V175H63ZM82 176H81V177H82ZM180 176H181V175H180ZM183 176H184V175H183ZM227 176H228V175H227ZM49 177H50V176H49ZM57 177H58V176H57ZM178 177H179V176H178ZM194 177H195V176H194ZM22 178H23V177H22ZM40 178H41V177H40ZM42 178H43V177H42ZM47 178H48V177H47ZM61 178H63V177L61 176ZM61 178H60V179H61ZM69 178H70V177H69ZM77 178H78V177H77ZM24 179H25V178H24ZM35 179H36V178H35ZM43 179H44V178H43ZM67 179H68V178H67ZM78 179H79V178H78ZM177 179H178V178H177ZM179 179H180V178H179ZM2 180H3V179H2ZM47 180H48V179H47ZM54 180H57V179H54ZM65 180H66V179H65ZM70 180H73L72 177H71ZM75 180H76V179H75ZM147 180H148V179H147ZM207 180H208V179H207ZM25 181H26V180H25ZM77 181H78V180H77ZM165 181H166V180H165ZM169 181H170V180H169ZM0 182H2V181H0ZM13 182H14V181H13ZM20 182H21V181H20ZM26 182H27V181H26ZM30 182H31V181H30ZM143 182H144V181H143ZM147 182H148V181H147ZM215 182L217 183L218 181H215ZM2 183L4 184V182H2ZM6 183H9V181L7 180ZM6 183H5V184H6ZM21 183H23V182H21ZM24 183H25V182H24ZM24 183H23V185H24ZM32 183H34V182H32ZM32 183H30V184H32ZM35 183H36V182H35ZM61 183H62V182H61ZM74 183H76V182H74ZM101 183H102V182H101ZM145 183H146V181H145ZM145 183H144V184H145ZM168 183H169V182H168ZM18 184H19V182H18ZM41 184H42V183H41ZM79 184H80V183H79ZM98 184H99V183H98ZM188 184H189V183H188ZM214 184H215V183H214ZM0 185H2V184L0 183ZM6 185H7V184H6ZM13 185H14V184H13ZM42 185H43V184H42ZM101 185H102V184H101ZM101 185L99 184V186H101ZM215 185H216V184H215ZM215 185H214V186H215ZM39 186H40V185H39ZM43 186H44V185H43ZM43 186H42V187H43ZM53 186H54V185H53ZM73 186H75V185H73ZM96 186H97V185H96ZM96 186H95V187H96ZM159 186H160V185H159ZM167 186H168V185H167ZM167 186H166V187H167ZM214 186H213V187H214ZM3 187H4V186H3ZM16 187H17V186H16ZM30 187H32V186H30ZM71 187H72V185H71ZM71 187H70V188H71ZM90 187H91V186H90ZM93 187H94V186H93ZM140 187H141V186H140ZM172 187H173V186H172ZM67 188H68V187H67ZM73 188H75V187H73ZM73 188H72V189H73ZM87 188H88V187H87ZM142 188H143V187H142ZM163 188H164V185H163ZM169 188H171V187H169ZM175 188H176V187H175ZM211 188H212V187H211ZM33 189H34V188H33ZM72 189H71V190H72ZM76 189H77V188H76ZM156 189H157V188H156ZM166 189H167V188H166ZM205 189H206V188H205ZM28 190H29V189H28ZM31 190H32V189H31ZM43 190H44V189H43ZM105 190H106V189H105ZM105 190H104V191H105ZM107 190H108V189H107ZM153 190H154V189H153ZM157 190H158V189H157ZM157 190H156V191H157ZM161 190H162V189H161ZM168 190H169V189H168ZM170 190H171V189H170ZM174 190H175V189H174ZM207 190H209V189H207ZM20 191H21V190H20ZM20 191H19V192H20ZM24 191H25V190H24ZM40 191H41V190H40ZM40 191H37V192H40ZM74 191H75V190H74ZM76 191H77V190H76ZM78 191H79V190H78ZM102 191H103V190H102ZM118 191H119V190H118ZM172 191H173V190H172ZM177 191H178V190H177ZM22 192H23V191H22ZM32 192H34V191H32ZM32 192H30V193L32 194ZM54 192H55V191H54ZM67 192H68V191H67ZM80 192H81V190H80ZM94 192H95V191H94ZM110 192H111V190H110ZM158 192H159V191H158ZM23 193H24V192H23ZM28 193H29V191H28ZM68 193H69V192H68ZM77 193H78V192H77ZM91 193H92V192H91ZM97 193H98V192H97ZM99 193H100V192H99ZM107 193H108V191H107ZM113 193H114V192H113ZM115 193H116V192H115ZM125 193H126V192H125ZM131 193H132V192H131ZM134 193H135V192H134ZM138 193H139V192H138ZM166 193H167V192H166ZM25 194H26V193H25ZM34 194H35V193H34ZM36 194H37V193H36ZM75 194H76V193H75ZM93 194H95V193H93ZM139 194H140V193H139ZM139 194H137V195H139ZM142 194H143V193H142ZM142 194H141V195H142ZM168 194H169V193H168ZM202 194H204V193H202ZM68 195H69V194H68ZM72 195H73V194H72ZM84 195H85V193H84ZM96 195H98V194H96ZM106 195H108V194H106ZM113 195H114V194H113ZM144 195H145V194H144ZM170 195H171V194H170ZM6 196H7V195H6ZM81 196H82V195H80V197H81ZM91 196H94V195H91ZM142 196H143V195H142ZM157 196H158V194H157ZM72 197H73V196H72ZM83 197H84V196H83ZM140 197H141V196H140ZM144 197H145V196H144ZM159 197H160V196H159ZM86 198H87V197H86ZM88 198H89V197H88ZM90 198H92V197H90ZM94 198H95V196H94ZM82 199H83V198H82ZM193 199H194V198H193ZM83 200H84V199H83ZM90 200H91V199H90ZM90 200H89V201H90ZM92 200H93V199H92ZM131 200H132V199H131ZM133 200H134V199H133ZM203 200H204V199H203ZM79 201H80V200H79ZM94 201H95V199H94ZM142 201H143V200H142ZM199 201H200V200H199ZM81 202H82V203H83V202L85 203V201H81ZM92 202H93V201H92ZM95 202L98 203L97 200H96ZM121 202H122V201H121ZM197 202H198V201H197ZM200 202H201V201H200ZM135 203H137V202H135ZM77 204H79V203H77ZM92 204H93V203H92ZM124 204H125V202H124ZM138 204H139V203H138ZM142 204H143V203H142ZM142 204H141V205H142ZM198 204H199V203H198ZM79 205H80V204H79ZM96 205H97V204H96ZM141 205H140V206H141ZM150 205H151V204H150ZM190 206H191V205H190ZM199 206H200V205H199ZM77 207H78V206H77ZM111 207H112V206H111ZM118 207H119V206H118ZM132 207H133V206H132ZM134 207H135V206H134ZM142 207H143V205H142ZM187 207H188V205H187ZM192 207H193V205H192ZM195 207H196V206H195ZM195 207H194V208H195ZM92 208H94V207H92ZM92 208H89V209L91 210ZM123 208H124V207H123ZM126 208H127V207H126ZM154 208H155V207H154ZM198 208H200V207H198ZM137 209H139V208H137ZM159 209H160V208H159ZM164 209H165V208H164ZM164 209H163V210H164ZM192 209H193V208H192ZM192 209H190V210H192ZM195 209H196V208H195ZM103 210H104V209H103ZM116 210H117V209H116ZM118 210H120V209L118 208ZM130 210H131V208H130ZM160 210H161V209H160ZM91 211H92V210H91ZM91 211H90V212H91ZM133 211H134V210H133ZM133 211H132V212H133ZM140 211H141V209H140ZM152 211H153V210H152ZM165 211H166V210H165ZM86 212H87V211H86ZM158 212H160V211H158ZM161 212H162V210H161ZM109 213H110V212H109ZM85 218H86V217H85ZM233 219H234V218H233ZM89 224H90V223H89ZM91 224H96V223H91ZM91 224H90V225H91ZM90 225H89V226H90ZM238 225H239V224H238ZM238 225H237V226H238ZM94 226H95V225H94ZM237 226H236V227H237ZM92 227H93V226H92ZM238 227H239V226H238ZM238 227H237V228H238ZM81 228H83V227H81ZM81 228H80V229H81ZM78 229H79V228H78ZM90 229H91V227H90ZM85 230H86V229H85ZM81 231H82V230H81ZM83 231H84V229H83ZM83 231H82V233H83ZM88 231H89V230H88ZM79 232H80V231H79ZM260 239H261V238H260ZM168 243H169V242H168ZM166 244H167V243H166ZM153 245H154V244H153ZM162 245H163V244H162ZM155 247H158V246H155ZM155 247H154V248H155ZM160 247H161V246H160ZM171 247H172V246H171ZM194 247H195V246H194ZM165 248H166V247H165ZM165 250H166V249H165ZM165 250L163 249V251H165ZM172 250H173V249L171 248V251H172ZM154 251H156V250H154ZM157 252H158V251H157ZM168 252H169V251H168ZM74 256H75V255H74ZM251 262H252V261H251ZM247 263L250 264L249 262H247Z\"/></svg>", "mask_w": 264, "mask_h": 264}]
</instances>
